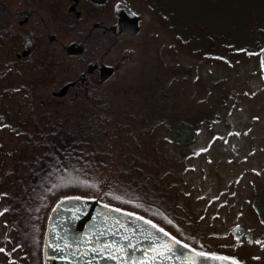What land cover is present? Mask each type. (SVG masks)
Listing matches in <instances>:
<instances>
[{
    "label": "rangeland",
    "instance_id": "rangeland-1",
    "mask_svg": "<svg viewBox=\"0 0 264 264\" xmlns=\"http://www.w3.org/2000/svg\"><path fill=\"white\" fill-rule=\"evenodd\" d=\"M132 1L147 17L139 36L120 42L117 54L131 51L132 61L101 95L87 94L73 106L69 95L68 105L54 113L77 130L86 105L97 107L98 115L105 111L107 137L99 130L93 140L104 159L115 160L108 172L148 176L147 184L174 203L177 227L193 247L255 264L256 243L235 238L232 230L242 222L261 231L254 208L262 192L264 203V26L258 27L264 25V0ZM21 100L0 96V207L20 171L17 158L36 114ZM197 117L196 140L176 144L167 122ZM1 209L0 264H25L23 252L9 245Z\"/></svg>",
    "mask_w": 264,
    "mask_h": 264
},
{
    "label": "trees",
    "instance_id": "trees-1",
    "mask_svg": "<svg viewBox=\"0 0 264 264\" xmlns=\"http://www.w3.org/2000/svg\"><path fill=\"white\" fill-rule=\"evenodd\" d=\"M256 21L258 25V19ZM261 26L264 25L258 27ZM257 28L252 23L249 29L255 32ZM93 107L86 106L85 113L81 115L83 125L77 123L74 126L77 130L69 127L71 123L63 121L58 113H36L32 116V130L26 134L24 148L17 158L20 171L15 172L13 187L5 191V201L0 207L10 247L23 252L25 264H44V238L50 214L59 202L73 197L96 199L107 206L141 216L193 247L186 242L188 236L184 230L177 227L174 203L169 201L164 191L147 184L148 176L143 179L131 170L122 172L124 177L108 172L115 160L104 159L93 140L99 130L104 138L107 137L109 127L105 121L108 118L103 114L105 111L101 112V116L94 112L97 107ZM240 108L241 114L244 113V106ZM71 116L75 120L80 117L78 114ZM188 121L167 122L166 126L172 128L173 141L178 145H187L196 140L192 123L198 124L200 121L198 117ZM132 139L134 143L137 140L135 136ZM150 162L151 165L158 164L155 159ZM134 167L140 168L136 164ZM152 182L156 183L154 180ZM199 247L196 245L193 248L203 252L204 247L202 250Z\"/></svg>",
    "mask_w": 264,
    "mask_h": 264
},
{
    "label": "flooded vegetation",
    "instance_id": "flooded-vegetation-1",
    "mask_svg": "<svg viewBox=\"0 0 264 264\" xmlns=\"http://www.w3.org/2000/svg\"><path fill=\"white\" fill-rule=\"evenodd\" d=\"M120 4L140 17L137 34L117 29ZM145 20L132 0H0V96L18 94L32 112L54 113L68 105L69 95L70 106L87 94L101 95L133 59L128 50L117 54L121 40L139 36ZM262 193L254 208L261 231L235 226L245 230L240 238L252 234L255 264H264Z\"/></svg>",
    "mask_w": 264,
    "mask_h": 264
},
{
    "label": "water",
    "instance_id": "water-1",
    "mask_svg": "<svg viewBox=\"0 0 264 264\" xmlns=\"http://www.w3.org/2000/svg\"><path fill=\"white\" fill-rule=\"evenodd\" d=\"M93 1L103 3L106 0ZM116 10L119 20L117 29L131 35L137 34L140 30V17L134 15L123 4L118 5ZM260 57L264 69V50ZM63 94L65 93L60 95ZM217 121H221V118ZM110 228L113 230L108 231ZM160 229L155 227V224L148 223L145 218L141 219V216L118 211L114 207L109 208L96 199L78 197L65 199L55 206L48 219L43 248L44 264H124L125 260H132L133 252L137 264H140V261L145 259L144 253L158 244L170 246V251L165 252V256L169 258L153 259L152 264H188L190 259L194 260L195 264H234L233 260L226 257L197 255L202 252L197 250L194 252L193 248L186 247L178 240L173 241L171 235ZM126 230H130L135 235V243L132 242V236H129L127 241L122 239ZM233 233L236 237H241L245 230L243 227H237ZM157 237L159 239H156ZM248 238L252 240V234H248ZM107 241L125 245V255L119 256L115 250L111 249V245H108L112 256L118 257L113 260L111 256L99 251L93 252L90 248L84 247L85 242L95 247L97 242L105 244ZM129 244L132 247H127ZM64 256L68 259H63Z\"/></svg>",
    "mask_w": 264,
    "mask_h": 264
},
{
    "label": "snow or ice",
    "instance_id": "snow-or-ice-1",
    "mask_svg": "<svg viewBox=\"0 0 264 264\" xmlns=\"http://www.w3.org/2000/svg\"><path fill=\"white\" fill-rule=\"evenodd\" d=\"M116 199H121V197H116ZM107 207L111 208L112 205H108ZM118 211H123V210L118 209ZM133 215H135V214H133ZM141 219H143V217H141ZM148 223L151 224L152 221H148ZM121 227L123 228V225H121ZM155 227L159 228L160 226L155 225ZM112 230L113 229H111V228L108 229V231H112ZM160 230L164 231V229H162V228ZM85 235H87V233ZM168 235H171V233H168ZM129 236H132V242L135 243L136 237L133 233H131L130 230H126L125 235L123 236L122 239L127 241L129 239ZM156 239H159V238L157 237ZM172 240L175 241L176 237L173 236ZM178 242L183 243L182 241H178ZM65 243H67V242H65ZM108 245H111V249L115 250L119 254V256L125 255V245L119 244L115 241H107L105 244H100L99 242H97L95 247H93L91 243L85 242L84 247L90 248L91 251H93V252L99 251V252L104 253L105 255L111 256L113 260L118 259L117 256H112V251L109 249ZM185 246L190 247L189 245H185ZM57 247H59V245H57ZM127 247H132V245L129 244V245H127ZM167 251H170L169 245L158 244L156 247L150 248L148 252L144 253L145 259H142L140 261V264H152V260L156 259V258H159L161 260L167 259V258H169V257L165 256V252H167ZM193 251L195 252L196 250L193 249ZM197 255L213 256V257L217 256L216 253H197ZM132 256H133L132 260L131 261L125 260L124 264H137L134 252L132 253ZM62 258L68 259L67 256H64ZM220 258H224V257H220ZM226 259L233 260L234 264H240V262L236 261L235 258H233V257H226ZM188 264H195V261L190 259L188 261Z\"/></svg>",
    "mask_w": 264,
    "mask_h": 264
}]
</instances>
